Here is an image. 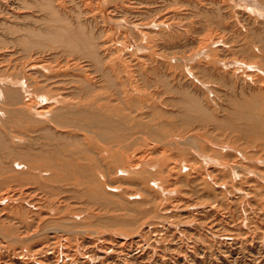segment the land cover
Listing matches in <instances>:
<instances>
[{
  "label": "bare ground",
  "instance_id": "obj_1",
  "mask_svg": "<svg viewBox=\"0 0 264 264\" xmlns=\"http://www.w3.org/2000/svg\"><path fill=\"white\" fill-rule=\"evenodd\" d=\"M196 2L199 5L192 10L182 8L185 3L194 6ZM227 19H233V25L222 31L214 28L216 24L224 25ZM199 21H205L208 31L202 40L194 34H186L184 38H174L171 34L179 31V25L185 30L188 25L197 27ZM243 24L264 30V4L256 0H0V211H6V203L8 206L24 205L26 201L34 203L33 193L37 189L41 194L51 193L48 184L65 182L54 192L62 196H44L48 198L49 208L60 215L71 210L67 201L72 198L96 201L107 193L105 189L102 193L97 186L104 180L117 192L124 191L120 193L134 199H126L128 204L147 207L144 220L138 224L115 219L119 226L128 228L131 236L125 234L127 238H117V244L106 247V251L114 252L120 245L122 252L135 256V250L147 245L143 242L136 246L132 235L149 234L148 229L160 217L158 206L152 203L153 199L149 201L152 185L145 188V180H136L118 186L116 182L123 178L118 180L117 175L142 174L151 167L154 169L156 162L164 164L172 160L168 157L164 162L160 158L162 147L168 145L167 138L158 142L140 133L142 119L150 116L152 109L143 110L139 101L147 98L154 107L156 104L164 106L176 92L182 97L179 104L184 110L179 122L212 123L214 117L204 103L205 98L187 95L186 90L196 87L194 80L204 84L203 81H208L206 77L215 75L218 83L231 89L221 95L233 106L226 123H246L245 127L240 125L238 131H246L243 134L247 136L255 130H264V118L259 119L257 115L259 99L264 101V69L258 53L263 52L260 50L264 49V43L258 48L243 39L237 42L220 34L232 29L238 33L237 29ZM223 46H229L230 50ZM196 60L200 63L193 65ZM174 64L181 69L177 78L173 74ZM160 86L166 89L160 91ZM247 124L251 128L248 129ZM133 130L135 132H131ZM209 130L200 127L192 131L203 137ZM93 139L101 142L97 144L100 154L93 166L97 167L98 163L101 167L118 168L112 174L99 170L93 173L90 165L94 159L89 157L94 150L92 144L97 143ZM257 153L259 151H255ZM127 159L134 160L131 167L126 166ZM169 163L164 164L171 169L167 190L174 186L172 176L178 177L177 183H187L186 186L194 183L193 177L188 180L181 177V172L178 174L177 168L185 170L184 163L179 162L180 166ZM155 165L159 168V164ZM233 167L235 173L244 171L243 164H233ZM189 170L193 171L192 176L203 179L196 166ZM218 171L210 170V173L218 175ZM115 175L117 177H113ZM132 185H140L141 193L134 188L129 192ZM200 202L194 205L189 202L188 207L182 208L207 214L208 208L215 204L203 202L201 205ZM177 214L174 211L164 218H176ZM2 248L0 264L87 263L86 259L62 260L53 253V257H48L46 253L54 252L55 247L35 245L32 254H16V251L10 254L5 248L2 254ZM88 253L96 256L94 254L99 252L91 249ZM133 264H145L144 259L137 257Z\"/></svg>",
  "mask_w": 264,
  "mask_h": 264
},
{
  "label": "rangeland",
  "instance_id": "obj_2",
  "mask_svg": "<svg viewBox=\"0 0 264 264\" xmlns=\"http://www.w3.org/2000/svg\"><path fill=\"white\" fill-rule=\"evenodd\" d=\"M256 1L264 4V0ZM193 5L185 3L182 8L192 10L199 5V2ZM231 23L233 25V19H227L224 25L219 26L216 24L214 28L222 31L224 27H230ZM199 24L197 27L188 25L185 30L184 27L179 25V31L174 30L171 34L174 35V38H184L186 34H194L198 40H202L208 31L205 30V21H199ZM192 28H195L196 31H193ZM239 28L237 29L238 31L236 30L238 33H235V30L233 31L232 29L231 32L229 30L220 34L227 36V38H235L236 41H242L243 39V41H248L253 44L252 46L256 45L258 48L262 47V42L264 43L263 28L259 31V27L257 28L259 30H256L254 29L255 27H248L244 24L239 26ZM215 33L219 34L218 32ZM223 38L225 37L223 36ZM258 41L261 43H258ZM224 48L225 50H230L229 46ZM260 51L263 52H258L261 57L259 61L262 63V65L260 64L262 69H264V49ZM198 63H200L199 60L192 62L193 65ZM173 66V74L177 78L181 69L177 64ZM196 78L200 79L198 76ZM217 78L215 75L206 77L208 81H203L204 84L199 82V80H194L196 87H188L186 90L187 95L205 98L204 103L208 106L211 117H214V122L212 123L211 121L205 123L196 121L192 124L179 122L184 110L179 104L182 97L176 92L171 94L168 104L164 106L156 104L154 107V105L148 103L147 98L139 101L142 103L140 107L143 110L146 109L149 112L148 109H152V114L142 119L140 133H144L143 137L149 136V139H155L158 142L167 138L166 140H169L168 145L162 147L164 150H162V157L160 156V158L165 160L164 162H166L168 157L172 158V162L167 163L176 164V166H180L179 162L184 163L185 170L182 172L177 168L178 174L181 172V177L185 176L184 178H188V180L193 177L194 183L190 182L189 186H186L187 183H177L178 177L172 176L176 184L174 183L172 189L167 190L166 181L167 177L171 175V169H167L168 166L164 167V164L167 163L163 164L160 161L154 163L155 171L151 167L149 169L151 172L146 170V172L136 175L133 173L127 175V173L123 172L121 175L118 174V177L116 175L113 176L117 177L116 179L118 180L123 178L119 180L121 184L116 182L118 186H124L123 183L125 184V182H136V180L143 182L145 180V188H149L152 185L151 191L153 190L149 201L153 199L152 203L154 202L158 206L157 215L160 217L155 220V225L153 223L148 229V231L150 230L149 234L137 235L139 237H135L136 234L132 235L134 236L133 244L139 246L140 243L144 242L147 245L143 246L142 249L135 250V256L134 253L127 255L125 251L122 252L120 245H117V249L120 251L116 249L114 252H112V249L106 251V247L115 244L117 238L122 239L123 237L131 236L128 228L125 227L124 229L122 224L119 226L115 219L138 224L144 220L147 207L139 208L137 205L133 207L130 203L128 204L127 200L134 201V199L130 200L125 193H120L124 191L117 192L113 185L104 180L99 183L96 181V183L102 193L105 192L103 189L107 193H101L103 196L97 198L96 201L87 198L81 199V197H79V200L72 198L67 201L71 205V210L60 215L54 212L52 208H49L48 198H44L48 196L55 198L60 193L54 195V192L56 193L60 189V185L65 182L48 184V190L50 188L49 192L51 193L43 192L41 194L42 191L35 190L33 197H36V200L41 199V202L34 199V203L26 201L24 205L15 203L8 206L7 203L4 204L6 211H0V248L1 246L3 247L1 253L14 254L16 251V254L20 252L32 254L35 251V245H42L44 248L55 247L54 252L51 250L46 253L49 255L48 257H53L55 254L56 256L54 255V257H61L62 260L73 262L75 259H78L77 261H85L86 259L87 263L84 262L86 264H115L112 263L113 261L116 264H118V261L122 264H133L137 257L143 258L145 264H264V130H255L247 136L248 134H243L246 131H238V127L240 125L245 127L246 123H226L233 106L231 103L227 104L221 95L231 89L218 83ZM158 89L164 91L166 88L160 86ZM237 90H240V85L238 84ZM259 107L260 110H258L257 115L261 119L260 117L264 118V101L260 99ZM149 120L152 121L147 122ZM200 127L209 128L213 131L210 133L211 130H209L203 137H200L197 133H194V135L192 130ZM128 128L137 130V128L133 127ZM249 128L251 127L248 125ZM191 136L197 138L195 140L196 144H193L195 141ZM93 140L97 141L96 144H92L94 150L89 155V157L94 159V162L90 165L93 173H98L99 170L100 172H106L107 175L112 174V171L118 168L101 167L98 163L97 167L93 166L100 154L98 151L100 147L97 144L101 143L97 139ZM255 151H259V154H255ZM126 155H129V152ZM225 162L228 164L223 166ZM133 163L134 160L129 162V159H127L125 161L126 166L129 167ZM238 163L240 165L243 164V173L242 171L236 172L239 174L235 173L233 164ZM155 164H159V168ZM195 166L197 172H200L199 174L203 176V179L199 176H192L193 171L189 169ZM160 167L163 169L161 170ZM218 169V175L214 172V174L210 173V170L217 171ZM157 174L158 176H156ZM135 186L132 185L129 188V192L134 188V190L138 189V193H141L140 185L136 186L137 188ZM52 188L55 191H52ZM31 191H34V187ZM47 194L53 196H47ZM67 195L70 196L71 194ZM199 197H202L201 200L198 199ZM189 202L192 205L196 204L195 202H200V204L203 202L205 204L215 202V204H213L214 207L208 208L210 212L207 214L199 211L191 213V209L184 210L182 208L183 206L188 207L187 204ZM180 209L185 212L182 213ZM174 211L179 214H177L178 216L176 215V218H164V216H167L166 214ZM155 229L159 231H155ZM91 243L93 248H90ZM91 249H96V252H99L98 255L87 254V251L90 252ZM58 250L60 251L58 252ZM85 254L87 255L85 256Z\"/></svg>",
  "mask_w": 264,
  "mask_h": 264
}]
</instances>
